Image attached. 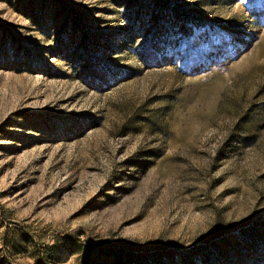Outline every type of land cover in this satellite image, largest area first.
Instances as JSON below:
<instances>
[{
	"label": "rangeland",
	"instance_id": "rangeland-1",
	"mask_svg": "<svg viewBox=\"0 0 264 264\" xmlns=\"http://www.w3.org/2000/svg\"><path fill=\"white\" fill-rule=\"evenodd\" d=\"M0 264H264V0H0Z\"/></svg>",
	"mask_w": 264,
	"mask_h": 264
}]
</instances>
